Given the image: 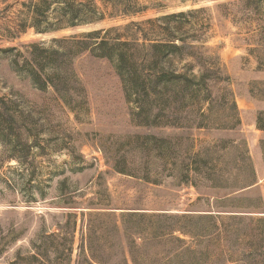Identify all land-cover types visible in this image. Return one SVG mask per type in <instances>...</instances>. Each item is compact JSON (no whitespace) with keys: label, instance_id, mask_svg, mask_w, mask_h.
I'll return each mask as SVG.
<instances>
[{"label":"rangeland","instance_id":"1","mask_svg":"<svg viewBox=\"0 0 264 264\" xmlns=\"http://www.w3.org/2000/svg\"><path fill=\"white\" fill-rule=\"evenodd\" d=\"M46 2L33 19L40 0H0V98L17 121H0V264H88L89 241L118 264L116 238L99 231L126 212L144 214L124 243L128 264H264V0ZM96 31H113L120 50L131 38L184 46L159 48L167 77L153 126L116 62L77 45ZM36 47L43 75L59 67L82 103L37 87L27 73ZM161 214H211L218 228L200 241L163 236L181 223ZM186 247L196 254L178 257Z\"/></svg>","mask_w":264,"mask_h":264},{"label":"trees","instance_id":"2","mask_svg":"<svg viewBox=\"0 0 264 264\" xmlns=\"http://www.w3.org/2000/svg\"><path fill=\"white\" fill-rule=\"evenodd\" d=\"M46 1L47 0H40V2L45 5L44 11L41 9L43 7H39L33 3V5L31 6L33 19H35L39 15H46L50 8V2ZM249 1L251 0H246V2ZM136 13H138V11ZM69 17V25L71 27L77 26V24H74V22H77V19H75L76 15H69ZM31 26L33 28H37V24L34 21ZM112 32L113 31H106L103 33L100 31H96L87 33L83 37H81V39L77 40V45H80L81 41L84 40L86 42L90 41L89 54L91 57L109 61L113 60L114 62H116V74L120 76L121 79L125 78L124 80H122L123 90H125L126 93V89L128 88L130 90V93H133L135 95L136 99L138 97L142 98L143 104H139L140 109L139 113L137 114L142 117V124L145 127H151L154 125V122L160 115V109H158L160 108V104L159 102L157 104V101H159L162 97V89H160L159 86L165 81L167 77L165 72L162 69H158L157 66L158 61L160 60L159 48L163 46L167 47L169 49L168 53L176 54L180 53L183 45H178L175 40H171L169 43L164 45L152 41H148L147 44L145 42L139 44L137 39L131 38L128 40L126 39L124 42H122V44L126 46V49L120 50L121 45L117 44L114 38L110 36ZM115 46H117L118 49H116ZM24 49L27 52L29 50V46H24ZM36 51H39V53H30L32 61L30 70H27V73L37 85V87H39V89H44L47 86H50L57 94L63 93L67 95L68 103H82V96L80 97L77 94L78 89L75 86L77 83L70 84L69 82H67L65 80L66 78H64V76L57 71L59 70V67L51 65L56 72L48 76L43 75L44 65L42 63L44 62V60L38 56L45 54L46 51L37 47ZM34 55H36V57H34ZM51 56H58V52L54 51ZM122 68H124V71H122ZM172 77H175V79L177 78L174 73ZM0 121L7 124L8 126H14L17 123L13 113L2 98H0ZM132 138L133 137H131L130 139ZM192 158L194 160L191 164L196 166L198 163L197 155H194ZM115 168L118 172L129 173L130 175H138L132 170H118L116 166ZM194 171L197 174L199 172L197 168L194 169ZM68 205V208H77L72 207V205H74L73 203H69ZM96 216H102V214H97ZM110 216V220L112 218L111 225L103 230L100 229V235L104 233H110L113 237L116 238V242L118 244V247L120 248V260L118 264H128V260L130 259V257H127V252L124 249V243L127 245H131V243L134 244V240L139 235V224L136 220L144 217V214L139 212L122 213L120 215V224H118L115 214H111ZM68 217L70 218V220H72L74 229L76 224V212H70L68 214ZM156 218L175 219L181 223V225L169 226L168 228H166V234H163V236L167 234L170 235V233L173 234L174 232H179L180 234L189 237L191 241L203 240L211 236L218 228L216 218L211 214H184L182 216H170L167 214H161ZM94 231L97 233L96 229L89 227V232ZM52 235L57 236L56 234ZM177 239L180 242H184V240L180 238ZM91 243L92 242L89 241V256L87 257L88 264L107 263L94 254V248ZM189 253L196 254L194 249L186 247L178 252L177 255L178 257H185ZM206 259L207 255L203 254L202 261H206ZM130 261L133 262L132 258Z\"/></svg>","mask_w":264,"mask_h":264},{"label":"crops","instance_id":"3","mask_svg":"<svg viewBox=\"0 0 264 264\" xmlns=\"http://www.w3.org/2000/svg\"><path fill=\"white\" fill-rule=\"evenodd\" d=\"M27 5V4H26Z\"/></svg>","mask_w":264,"mask_h":264}]
</instances>
